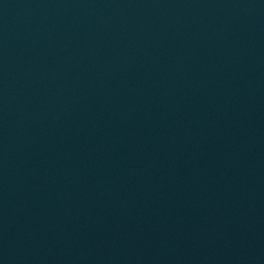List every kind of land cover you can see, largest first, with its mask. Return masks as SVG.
<instances>
[{
  "label": "water",
  "instance_id": "obj_1",
  "mask_svg": "<svg viewBox=\"0 0 264 264\" xmlns=\"http://www.w3.org/2000/svg\"><path fill=\"white\" fill-rule=\"evenodd\" d=\"M0 264H264V0H0Z\"/></svg>",
  "mask_w": 264,
  "mask_h": 264
}]
</instances>
